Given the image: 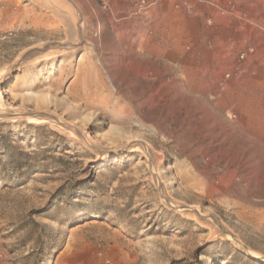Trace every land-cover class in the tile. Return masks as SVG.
<instances>
[{
	"label": "rangeland",
	"instance_id": "obj_1",
	"mask_svg": "<svg viewBox=\"0 0 264 264\" xmlns=\"http://www.w3.org/2000/svg\"><path fill=\"white\" fill-rule=\"evenodd\" d=\"M1 114L0 264H264V0H0Z\"/></svg>",
	"mask_w": 264,
	"mask_h": 264
},
{
	"label": "bare ground",
	"instance_id": "obj_2",
	"mask_svg": "<svg viewBox=\"0 0 264 264\" xmlns=\"http://www.w3.org/2000/svg\"><path fill=\"white\" fill-rule=\"evenodd\" d=\"M66 53H67L66 51H63V52L60 53V55H64ZM51 60H53V57H50V58L46 59L45 61H51ZM0 116H3V115L1 114ZM13 120H15V119H13ZM27 120H28L29 123H39V124H41V123H44L45 122V120L44 119H41V118H39V119H36V118H27ZM189 208L193 209L195 207H189Z\"/></svg>",
	"mask_w": 264,
	"mask_h": 264
}]
</instances>
